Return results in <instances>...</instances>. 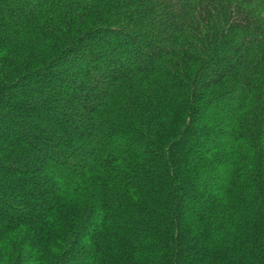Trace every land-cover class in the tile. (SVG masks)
Segmentation results:
<instances>
[{"label": "trees", "instance_id": "1", "mask_svg": "<svg viewBox=\"0 0 264 264\" xmlns=\"http://www.w3.org/2000/svg\"><path fill=\"white\" fill-rule=\"evenodd\" d=\"M0 264H264V0H0Z\"/></svg>", "mask_w": 264, "mask_h": 264}]
</instances>
